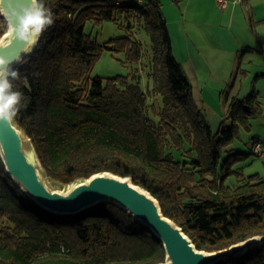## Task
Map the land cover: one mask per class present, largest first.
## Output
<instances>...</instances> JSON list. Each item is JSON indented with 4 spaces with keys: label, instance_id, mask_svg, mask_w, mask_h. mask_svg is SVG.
<instances>
[{
    "label": "trees",
    "instance_id": "trees-1",
    "mask_svg": "<svg viewBox=\"0 0 264 264\" xmlns=\"http://www.w3.org/2000/svg\"><path fill=\"white\" fill-rule=\"evenodd\" d=\"M45 4L54 24L17 65L15 84L28 99L14 121L49 180L66 186L103 172L130 177L199 250L216 252L264 236V177L245 174L238 164L248 154L228 149L240 127L249 129L262 114L260 93L253 88L233 98L216 132L174 56L160 0ZM110 21L127 35L102 45L86 32L89 23ZM135 28L147 35V51ZM7 32L0 17V40ZM104 50L124 53L133 64L148 56L147 89L138 71L93 77ZM165 262L163 242L125 209L101 202L77 214H55L25 195L0 155V264ZM215 264H264V243Z\"/></svg>",
    "mask_w": 264,
    "mask_h": 264
},
{
    "label": "crops",
    "instance_id": "crops-1",
    "mask_svg": "<svg viewBox=\"0 0 264 264\" xmlns=\"http://www.w3.org/2000/svg\"><path fill=\"white\" fill-rule=\"evenodd\" d=\"M227 1L226 8L217 0H170L162 7L197 105L219 128L233 98L253 88L260 97L264 92V0Z\"/></svg>",
    "mask_w": 264,
    "mask_h": 264
},
{
    "label": "water",
    "instance_id": "water-1",
    "mask_svg": "<svg viewBox=\"0 0 264 264\" xmlns=\"http://www.w3.org/2000/svg\"><path fill=\"white\" fill-rule=\"evenodd\" d=\"M10 41L8 30L0 45L8 44L7 51L22 62L35 51L40 39L30 52L25 51L24 44ZM0 155L8 175L25 195L55 214H77L101 202L125 209L163 242L166 262L161 264H215L224 258L241 257L264 243V236H257L216 252L199 250L183 228L164 215L160 202L148 190L135 185L130 177L111 172L97 173L66 185V190H57L51 185L55 183L47 177L31 139L14 120L0 122Z\"/></svg>",
    "mask_w": 264,
    "mask_h": 264
},
{
    "label": "clouds",
    "instance_id": "clouds-1",
    "mask_svg": "<svg viewBox=\"0 0 264 264\" xmlns=\"http://www.w3.org/2000/svg\"><path fill=\"white\" fill-rule=\"evenodd\" d=\"M0 17L11 33V42L24 44L30 52L42 33L54 24V14L45 0H0ZM9 45H0V122L10 123L26 107L27 97L15 84L20 79V57L12 56Z\"/></svg>",
    "mask_w": 264,
    "mask_h": 264
},
{
    "label": "rangeland",
    "instance_id": "rangeland-1",
    "mask_svg": "<svg viewBox=\"0 0 264 264\" xmlns=\"http://www.w3.org/2000/svg\"><path fill=\"white\" fill-rule=\"evenodd\" d=\"M163 10H167L170 0H161ZM175 2V0H173ZM164 10V11H165ZM86 32L92 36L93 39L97 40L100 44L108 42L112 38H117L127 35V32L124 29H121L115 22H105L101 26H96L93 23H89ZM136 38L142 42L144 45L145 51L149 48V40L145 32L141 31L138 28L133 30ZM149 58L148 56L144 57L142 62L139 64L129 63L127 61L126 54L124 53H115L109 50H104L102 56L97 61L95 68L93 70V77H101L105 79L115 78L118 76H131L137 71L142 77V87L144 90L147 89L149 82L152 80L149 78L148 74L150 73L148 69ZM260 103L262 104V114L251 120L250 128L240 127V136L237 138L228 149L234 148L236 151L248 154L242 155L243 160L239 162L238 167L243 168V171L247 175L260 174L264 177V160L251 155V147L254 139L261 140L264 142V92L261 94ZM195 97V94H194ZM196 100V97H195ZM198 100V99H197ZM202 102V100H198ZM197 103V102H196ZM210 123L213 120V116L207 115ZM222 121L225 119V116L222 117ZM214 128L216 125H212ZM228 126H231V123H228ZM217 129V130H218ZM217 132V131H216ZM53 188L57 190H66L68 187L59 186L57 184H51Z\"/></svg>",
    "mask_w": 264,
    "mask_h": 264
},
{
    "label": "built area",
    "instance_id": "built-area-1",
    "mask_svg": "<svg viewBox=\"0 0 264 264\" xmlns=\"http://www.w3.org/2000/svg\"><path fill=\"white\" fill-rule=\"evenodd\" d=\"M242 1L243 0H235L234 3H240ZM217 2L221 8H226L229 3L227 0H217ZM252 152L255 157L264 160V142L262 141L255 142L252 145Z\"/></svg>",
    "mask_w": 264,
    "mask_h": 264
},
{
    "label": "bare ground",
    "instance_id": "bare-ground-1",
    "mask_svg": "<svg viewBox=\"0 0 264 264\" xmlns=\"http://www.w3.org/2000/svg\"><path fill=\"white\" fill-rule=\"evenodd\" d=\"M26 147L29 148V145L26 144ZM43 175H44V174H43ZM43 175H42V176H43ZM44 177H45V176H44Z\"/></svg>",
    "mask_w": 264,
    "mask_h": 264
}]
</instances>
